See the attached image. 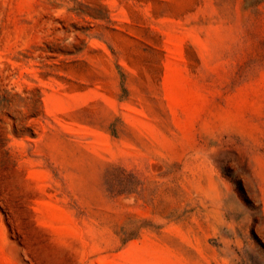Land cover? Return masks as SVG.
<instances>
[{
	"label": "rangeland",
	"instance_id": "374dc122",
	"mask_svg": "<svg viewBox=\"0 0 264 264\" xmlns=\"http://www.w3.org/2000/svg\"><path fill=\"white\" fill-rule=\"evenodd\" d=\"M0 264H264V0H0Z\"/></svg>",
	"mask_w": 264,
	"mask_h": 264
}]
</instances>
